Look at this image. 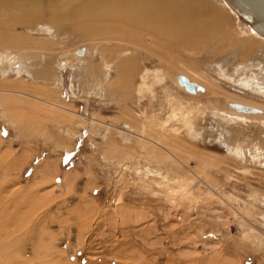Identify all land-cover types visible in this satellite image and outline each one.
<instances>
[{
    "label": "rangeland",
    "instance_id": "rangeland-1",
    "mask_svg": "<svg viewBox=\"0 0 264 264\" xmlns=\"http://www.w3.org/2000/svg\"><path fill=\"white\" fill-rule=\"evenodd\" d=\"M80 1L4 29L9 44L36 45L27 72L0 66V264H264V120L214 115L173 79L184 72L264 108L254 91L264 38L225 0H207L210 21L185 47L103 26L84 36L68 17ZM79 47L90 48L82 62ZM255 75L252 90L238 85Z\"/></svg>",
    "mask_w": 264,
    "mask_h": 264
},
{
    "label": "bare ground",
    "instance_id": "bare-ground-1",
    "mask_svg": "<svg viewBox=\"0 0 264 264\" xmlns=\"http://www.w3.org/2000/svg\"><path fill=\"white\" fill-rule=\"evenodd\" d=\"M58 1H63L65 4L66 3L68 4L69 2H74L75 0H0V34H1L0 45H3L4 48H6L8 50L12 49V50L16 51V53L10 52L8 54L4 53V51L0 52V66L2 64H6V67H8V68L17 69L19 71H21V70L26 71L27 66L24 64L25 61L23 59V56L25 55V53L28 52V50H33V48H35L34 46L36 45V44L33 45L31 43H21V42H17L16 44H12V45L9 44V42L6 39H4V38H6V37H4L5 36L4 34L6 33V31H4L5 26L6 25L8 26L9 24H13V22H16V23H33V22H35V20L40 19L42 17L43 13L45 16L48 15L50 18H57L58 12H57V10L54 9L53 4H56ZM75 4H77V3H75ZM210 5L211 4H209L207 0H84V1H80L76 8H72V9L70 8L71 13L68 14V17H70V18L74 17V18L83 20L81 22V24H84L85 27H81L78 31L80 33H82V35H84V36H90V35L98 33V31H100L99 26H101V27L103 26L105 29L104 34L108 33V34H116L117 35V33H122L124 36H128V34H130V35H133V37H134L133 40L136 41V43H138L139 40L137 41V39H139L138 35H140L143 38H145V41H146V39H148V40L154 39V40H158V42L165 40L170 47L176 48V47H185L192 40L199 39L202 28H204V26H205L204 21L208 18L207 17L208 14H207V12H205V9H207V7ZM210 7H212V6H210ZM67 9H69V8H67ZM213 9H214V7H213ZM11 10H16L20 14L19 18H16V17L10 15L9 12ZM212 15H214V14H212ZM23 21H25V22H23ZM202 21H203V23H202ZM208 21H210V20H208ZM208 21L206 20V25H207ZM201 24L204 26L202 27ZM200 25H201V28H200ZM39 28L41 30H43V29H46L48 27H46L45 25H39ZM243 30H245V32L249 34V37L252 36L253 32H255L254 29L252 30V29L247 28V27L246 28L244 27ZM105 31H106V33H105ZM125 31H128V33L127 32L124 33ZM7 34L8 33H6V35ZM257 35H259V34L257 33ZM245 36H247V35H245ZM130 37H132V36H130ZM259 37H262V36L260 35ZM237 38H238V36H237ZM257 38H258V36H257ZM262 38H264V37H262ZM241 39H245V38L243 37ZM239 41H241V40H239ZM241 42H242L241 46L243 45L242 47L246 46V48H245V49H247L246 51L252 50L253 47L249 44L250 42L246 43V41H244V40H242ZM39 48L40 47H38L36 49L37 52L40 51ZM80 48L81 47L73 49V51L71 52V57L75 61L82 62L90 54V48H88V47H83V49H80ZM118 49H119V47H118ZM121 49H123V48H121ZM121 49H120V53L122 55L125 54L126 51L121 50ZM99 54L101 55L100 58L104 59V58H102V53H99ZM38 56L40 57V59L41 58L43 59L44 63L46 62L45 61L46 54L42 55V53H38ZM113 60H116V59H113ZM131 62H132V60H131ZM66 64H67V60H62L60 62H57L55 65L57 67L62 68V67H66ZM242 64H244V63H242ZM131 65L128 62H124L122 64L121 69L124 70L125 68L129 69V68L134 67V64H133V66H131ZM242 67H244V66H242ZM256 68H255V71H256ZM43 69L44 70H42L41 76H43V74L46 71L45 67H43ZM238 69H239V67H238ZM238 69H236V70H238ZM130 70H132V69H130ZM259 71H261V68H259ZM240 72H241V70H240ZM234 73H236V72H234ZM237 75H238V72H237ZM249 75H251V74H249ZM44 76H45V74H44ZM259 76H260V73H259ZM256 77H257L256 75L253 78H252V76H245V78L243 80L238 82V85L241 86L243 89H247V90L251 89L252 90V88H253L252 85L254 84L253 81L255 79H257ZM173 79H174V83L177 85V87L181 91H183L184 93L190 95V97H194V98L204 97V98H206L205 103L207 104V108L208 109L210 108L212 114H214V115H217L219 117H222V118H225L228 120H232L235 122L249 121V120L250 121H252V120L263 121L264 120V117L261 116V114H260V116H259V114L256 115V113H259L260 111L264 110L263 107H261L257 104H253L251 102L242 100V99L229 98L230 97L229 94H226L225 91L221 90L218 87L213 86L211 83L202 84L196 78H194L191 75H188L186 73L184 74V72H180L179 74L174 72ZM256 82H257V80H256ZM257 83H259V82H257ZM188 84L192 85L193 89H192L191 93H189L188 91H186L187 89H185V88H187L186 85L188 86ZM125 88H126V86H125ZM197 88H199L200 90H198ZM8 91H10V90H8ZM254 91H256L257 93H260L264 96V88L260 87V86L258 87V84H256ZM2 92H5V90H2V88H1L0 93H2ZM14 93H16L17 95H20V96H26L28 98H31L33 101H35L37 103L39 102L42 105H44V107L49 106L50 108H59V111H60V109L63 111H69V109L64 108V106L60 107V106H58V105H56V104H54L48 100L40 99V98L34 97V96H29L26 92L24 93L22 91H18V92L16 91ZM201 93H202V95H201ZM206 104H202V105L203 106L205 105L204 107H206ZM5 106H7V105H5ZM21 106H23V105H21ZM221 106L223 108H220ZM9 108H11V107H9ZM30 108H31V106H30ZM23 110H24V108H23ZM252 110H254L255 112L251 113ZM57 111H55V112H57ZM52 112H53V110H52ZM39 115H41V114H39ZM40 117H42V116H40ZM37 125H39V124H37ZM125 125H128V124H125ZM125 127H127V126H125ZM132 130H134V129H132ZM135 136L138 137L137 138L138 140L142 139L143 141H148L149 143L148 142H146V143H148L150 145L152 144V146L155 145V147L162 148L160 145L161 143H159L158 141H152V140L144 137L145 135L143 133H140V134L136 133ZM140 142H141V140H140Z\"/></svg>",
    "mask_w": 264,
    "mask_h": 264
},
{
    "label": "water",
    "instance_id": "water-1",
    "mask_svg": "<svg viewBox=\"0 0 264 264\" xmlns=\"http://www.w3.org/2000/svg\"><path fill=\"white\" fill-rule=\"evenodd\" d=\"M225 2L238 17L248 23L256 33L264 37V0H225ZM186 87V91L191 93L192 85L188 84ZM254 112V110L251 111V113Z\"/></svg>",
    "mask_w": 264,
    "mask_h": 264
}]
</instances>
